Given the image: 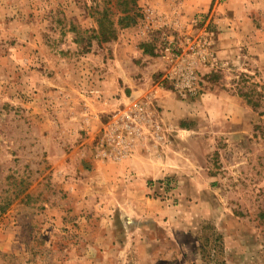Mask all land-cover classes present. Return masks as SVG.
Here are the masks:
<instances>
[{
	"label": "rangeland",
	"instance_id": "obj_1",
	"mask_svg": "<svg viewBox=\"0 0 264 264\" xmlns=\"http://www.w3.org/2000/svg\"><path fill=\"white\" fill-rule=\"evenodd\" d=\"M263 210L264 0H0V264H264Z\"/></svg>",
	"mask_w": 264,
	"mask_h": 264
},
{
	"label": "built area",
	"instance_id": "obj_2",
	"mask_svg": "<svg viewBox=\"0 0 264 264\" xmlns=\"http://www.w3.org/2000/svg\"><path fill=\"white\" fill-rule=\"evenodd\" d=\"M205 43H208L207 41ZM194 56H206L207 48H189ZM165 56L171 62L170 69L165 74V79L174 82L177 89L195 93L197 90L198 80L196 76L197 64L190 58H184V55L179 54L176 48H166ZM198 92H196L197 94ZM145 115L144 104L135 102L129 108L124 109L116 118L115 124L110 134L115 139L116 133L128 134L130 140L133 141V135L139 133V127L142 124L141 117ZM125 144L120 149L123 156H127L132 142L126 140ZM122 158V157H120Z\"/></svg>",
	"mask_w": 264,
	"mask_h": 264
},
{
	"label": "crops",
	"instance_id": "obj_3",
	"mask_svg": "<svg viewBox=\"0 0 264 264\" xmlns=\"http://www.w3.org/2000/svg\"><path fill=\"white\" fill-rule=\"evenodd\" d=\"M224 20H226V19H224ZM235 21H236V18H235ZM236 33L238 34L239 32H236ZM229 35H230L229 33H223V32L220 33L219 39H218V45L216 48L218 54L226 56V55H229L231 53L234 54L237 51L236 48H226L227 47L226 45H228V44L232 46V42H231V39L229 38L230 37ZM227 37H228V39H227ZM126 165L128 167H130V169H131V171L129 170V173H127V176L130 175L129 177H134L133 175H131V172L135 171L136 175L143 177V179L162 178L164 175L177 172V170H178L177 166H175L173 164L166 163V162L165 163L159 162L158 160L151 159V158L147 157L146 155L135 156L134 158L127 161ZM126 165H125V167H126Z\"/></svg>",
	"mask_w": 264,
	"mask_h": 264
},
{
	"label": "trees",
	"instance_id": "obj_4",
	"mask_svg": "<svg viewBox=\"0 0 264 264\" xmlns=\"http://www.w3.org/2000/svg\"><path fill=\"white\" fill-rule=\"evenodd\" d=\"M130 19H131L130 21H132V22L135 21V18H132V17H131ZM260 217H264V210H263V212H261Z\"/></svg>",
	"mask_w": 264,
	"mask_h": 264
}]
</instances>
